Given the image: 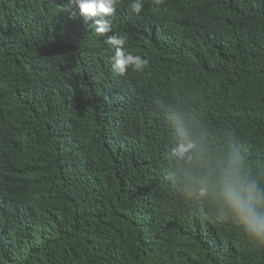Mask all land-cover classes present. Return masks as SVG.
<instances>
[{
  "label": "trees",
  "instance_id": "obj_1",
  "mask_svg": "<svg viewBox=\"0 0 264 264\" xmlns=\"http://www.w3.org/2000/svg\"><path fill=\"white\" fill-rule=\"evenodd\" d=\"M128 4L98 34L0 0V264H264L196 197L234 155L264 180V0ZM111 35L143 72H113Z\"/></svg>",
  "mask_w": 264,
  "mask_h": 264
},
{
  "label": "clouds",
  "instance_id": "obj_2",
  "mask_svg": "<svg viewBox=\"0 0 264 264\" xmlns=\"http://www.w3.org/2000/svg\"><path fill=\"white\" fill-rule=\"evenodd\" d=\"M154 2L159 5L163 0ZM118 3L119 0H67V10L77 9L85 21L98 17L94 20L95 31L104 34L111 31V22L107 18L116 12ZM128 10L139 16L144 11V0H129ZM106 43L115 50L111 57L114 73L124 76L129 68L134 72L144 71L148 61L126 51V37L111 35ZM193 147L192 144H181L174 153L191 160ZM196 197L199 202L214 207L219 217L230 219L254 246L264 247V180L247 173L239 155H234L214 174L197 177Z\"/></svg>",
  "mask_w": 264,
  "mask_h": 264
}]
</instances>
